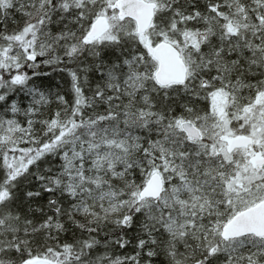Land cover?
Returning <instances> with one entry per match:
<instances>
[{
	"label": "snow or ice",
	"instance_id": "6c2138e0",
	"mask_svg": "<svg viewBox=\"0 0 264 264\" xmlns=\"http://www.w3.org/2000/svg\"><path fill=\"white\" fill-rule=\"evenodd\" d=\"M0 264H264V0H0Z\"/></svg>",
	"mask_w": 264,
	"mask_h": 264
}]
</instances>
